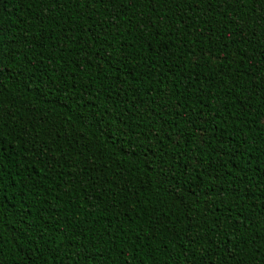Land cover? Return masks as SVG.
Segmentation results:
<instances>
[{"label":"trees","instance_id":"trees-1","mask_svg":"<svg viewBox=\"0 0 264 264\" xmlns=\"http://www.w3.org/2000/svg\"><path fill=\"white\" fill-rule=\"evenodd\" d=\"M29 4L32 5L31 8L28 7ZM42 7L43 5L37 6V0H0V34L6 40L16 37L18 42L24 45L22 53L28 52L29 45L33 46V51L28 53L32 57V64H25L24 71L19 68L4 70L6 78L0 83V87L6 89L5 95L19 108V112H16L15 108L12 109L16 113V121L5 116L8 122L5 131L11 130L14 136L23 124L41 129L39 134L32 133L36 137L35 141L28 145L32 148L41 143V137L51 144L41 125L54 124L67 133V138L63 135L58 137L52 149H58L62 155H67L69 161L65 163L61 156H57L59 163L52 162L51 172L47 168L41 169L39 163L35 168L23 166L18 170L12 167L13 159L23 156L25 145L20 139L13 141L15 147L21 151L13 153L10 150L5 158L9 168L3 169L8 174L4 176L7 184L4 194H0V202L4 204L2 214L11 222L4 223V237H0V245H3L0 247V264H204L203 257L199 256L190 243L191 233H194L195 229L186 227L192 224L189 213L196 204L197 197L189 190L184 199H180L178 195L173 196L171 192L162 189L153 179L150 170L141 163V159L127 149L123 137H113L111 132L105 133L94 121H85L82 116L85 106L89 110H98L105 106V102L111 103L108 99L111 96L116 99L119 113L124 115L125 122L134 124L137 113L131 105L136 101L125 95V88L133 95L135 91L128 85L120 89L112 87V77L105 76L109 70L114 69L110 64L99 61L93 51L79 50L78 47L68 50L62 46L61 26L64 22L59 17L45 20L43 28L36 24L33 18H40ZM144 11H148V7H145ZM164 11L166 9H162L161 14ZM240 15L243 19L252 13L245 9ZM234 27L235 25L228 23L229 29ZM45 31L46 41H36L35 33L44 35ZM29 33L32 35L29 36ZM232 35L229 31L228 36ZM179 36V32L173 34V47ZM213 40L223 48L218 37H213ZM126 42L121 40L120 44ZM203 43L204 38H199L194 40L193 46L199 47ZM158 47L163 50V44ZM244 47L248 48L247 53L239 52L233 56V52ZM262 49L264 44L259 42L255 48L230 43L228 49H223L226 54L224 64L217 67L202 61L200 66H193L191 62L185 61L184 72L178 77H173L172 72L179 73L180 69L173 67L169 70V65L174 62L171 59L166 64L161 63V66L152 70L151 76H148L149 70L140 62L143 53H133L134 59L130 58L120 71L123 79L129 82L136 80L137 84L143 85L140 92L145 101L149 100V93L156 95L159 91H165L167 86L178 90L177 94L169 99L187 101L185 111H207L209 134L212 139L208 144L200 146L202 157L204 153H210L207 159L216 157V152L212 151L209 145L218 142V131L232 144L245 150L246 154L239 162L229 161L227 165L232 169L233 181L241 166H245L246 171L251 169L248 171V176L251 177L249 189L254 193V198L245 199L233 209L239 210L242 224L244 217L251 220L253 210L258 212L264 202V184L261 183V180H264V127L260 126L261 104L258 102L264 100V96H261L259 91L255 95L249 91L250 81L247 78L251 66L260 68V61L264 60ZM215 51L214 47L213 52ZM240 55L247 57L243 65L239 63ZM224 71L229 75L224 76ZM8 73L11 75H7ZM61 73L66 77L64 83H54ZM137 74L139 79H136ZM261 75L264 73L257 71L256 79ZM231 77H237V87L233 90H229L232 88ZM209 79L212 82L210 93L198 91L196 96H192L189 89V95H183L190 80L197 81L194 87L199 89L201 85L207 88ZM99 85L104 87H98ZM249 100L252 101L251 104ZM192 143L199 144V141ZM181 147L188 151L187 146L182 144ZM80 153L83 154L77 159ZM46 159L47 156L42 154L41 160ZM72 161H75V165ZM37 172L41 176L48 173L40 185L35 184L40 178ZM227 179L226 172L224 180L220 182L222 187L226 186ZM149 181L153 183L155 191L147 192V195L141 198L142 202L137 205L132 194L146 191L144 186ZM173 182L188 187V182L180 177ZM49 184H54L55 187H47ZM247 191L248 189L245 190L246 193ZM199 199L202 200V197ZM88 201H95L99 207L89 203L81 212L79 206ZM109 202L116 204L114 209H109L110 213H122L116 216L115 220L118 223L123 222L122 227L128 229L126 235L94 231L100 229L101 223L107 224L109 219H112L111 215L104 219L99 215V212L103 211V205ZM227 203H234V200L230 198ZM221 211H225L223 205ZM201 212L205 213L204 218H201ZM196 217L205 227L215 221L211 213L199 206ZM17 221H21L22 228ZM137 231L140 232L139 236L136 235ZM248 231L249 234L255 232L259 236L260 225L252 221V227ZM196 235L197 243H202L199 234ZM97 237L102 238L98 240ZM230 239V235L225 233L219 237V242L224 245ZM260 243L257 240L256 246ZM95 248H100L101 251L95 252ZM120 249L124 251L121 252ZM182 253L184 256L194 255L197 259L185 260ZM216 255L218 257L219 253ZM254 264H261L259 255Z\"/></svg>","mask_w":264,"mask_h":264},{"label":"snow or ice","instance_id":"snow-or-ice-1","mask_svg":"<svg viewBox=\"0 0 264 264\" xmlns=\"http://www.w3.org/2000/svg\"><path fill=\"white\" fill-rule=\"evenodd\" d=\"M39 5L43 7L40 9V18L38 20L33 18L36 24L43 28L45 20L59 17L64 22L61 26L62 46L68 50L78 47L79 50L93 51L99 57V61L110 64L114 69V71L109 70L105 76V78L109 75L112 77V87L120 89L128 85L135 91L133 95L125 88V95L136 101L131 105L137 113L134 124L125 122L124 115L119 113L116 99L111 96L108 98L111 103L105 102V106L98 110H89L85 106L82 116L85 121H94L105 133L111 132L113 137L117 135L123 137L127 149L132 155L141 159V163L150 170L153 179L162 189L171 192L173 196L178 195L180 199H184L189 190L194 197H197V202L189 213L192 217V224L186 227L195 229V232L191 233L190 243L199 256L203 257L204 264H254L257 255H259L261 264H264V202L258 212L253 210L251 220L244 217L243 224L239 210L233 211L236 204H241L245 199L254 198V193L249 189L251 177L248 176V171L251 169L246 171L245 166H241L235 173L233 181L232 169L227 167L229 161L239 162L246 154L245 150H242L239 145L232 144L218 131V142L209 145L212 151L216 152V157L207 159L210 153H204L202 157L200 146L208 144V141L212 139L209 134L207 111L199 113L195 110L185 111L187 101L169 99L176 95L178 90L167 86H165V91H159L156 95L149 93V100L145 101L140 92L143 85L137 84L136 80L129 82L120 76L121 67L130 58L134 59L133 53H143L140 62L149 70L148 76H151L152 70L158 69L161 63L166 64L171 59L174 62L169 65V70L173 67L180 69L179 73L172 72L173 77H178L184 72L185 61L191 62L193 66H200L202 61L210 65L215 64L217 67L224 64L226 54L223 49H228L230 43L250 45L253 48L256 47L257 42L264 44V0H37V6ZM28 7L31 8L32 5L29 4ZM145 7H148V11H144ZM162 9H166L163 14H161ZM225 9L228 11L226 12ZM245 9L252 15L241 19L240 13ZM225 17H227V22H225ZM228 23L235 27L229 29ZM237 30H239L238 34ZM229 31L233 33L230 37L228 36ZM177 32L180 36L173 47L171 43L173 34ZM124 33L126 35H123ZM46 36V31L44 35L36 32L35 40L46 41ZM213 37H218L223 48L214 42ZM199 38H204L205 43L194 47V40ZM121 40L127 42L121 45ZM161 44H163V50L158 47ZM22 47L24 45L18 42L16 37L6 40L0 34V83L6 78L4 71L6 68H19L24 71L25 64L29 66L32 64V57L28 53L33 51V46L29 45L28 52L23 53ZM214 47L216 48L215 53L213 52ZM247 51V47L238 49L237 52H233V56L235 57L239 52L247 53ZM261 54L264 55V49L261 50ZM246 58L245 55H240L239 63L243 65ZM245 67L249 66L245 65ZM257 71L264 73V60L260 61L259 69L254 66L250 68L247 77L250 81L249 91L253 95L259 91L260 95L264 96V75L256 79ZM228 75V72L224 71V76ZM167 78L166 75L165 79ZM65 79L66 77L61 73L54 83L62 84ZM136 79H139V74ZM231 79L232 88L229 90L237 87V77H231ZM196 83L197 81L190 80L189 86L183 93L185 97L189 95V89H191L192 96H196L198 91L210 93L211 79L208 81L207 88L201 85L197 89L194 87ZM98 87H104V85ZM5 91V88L0 87V194H4L7 184L4 176L8 173L3 169H8L9 165L5 163V158L10 150L13 153L21 151L13 144L14 140L20 139L25 145L23 156L13 159L12 167L18 170L23 166L35 168L39 163L41 169L47 168L51 172L52 162L59 163L57 156H61L65 163L69 161L67 155H62L58 149H52L58 137L63 135L67 138V133L62 132L54 124L41 125L51 144L41 137V143L32 148L28 147L36 138L32 133L39 134L41 129L23 124L14 136L11 130L5 131L8 127L5 116L16 121L17 116L12 109L15 108L16 112H19V108L12 99L5 95ZM16 99L18 100V95ZM258 102L261 104L260 126L264 127V100ZM251 103L252 101L249 100V104ZM33 110L29 109V111ZM109 125H111L110 128ZM192 141H199V144H194ZM182 144L188 147V151L181 147ZM42 154L47 156L46 160H41ZM82 154H78L77 159ZM72 164L75 165V161H72ZM226 172L228 179L225 181L226 186L222 187L220 182L224 180ZM37 176L40 178L35 181V184L40 185L47 178L48 173L41 176L37 172ZM177 177L186 180L188 187L185 188L182 183H174ZM261 183L264 184V180H261ZM47 187L54 188L55 185L49 184ZM144 187L146 191H137L132 194L136 198L137 205L142 202L141 198L146 196L147 192L155 191L151 181ZM246 189H248L247 193ZM199 197H202V200ZM230 198L234 200V203H227ZM89 203L99 207L95 201H88L81 204L79 210L84 211ZM221 205L225 209L223 212ZM198 206L203 207L206 212L215 217V221L207 227L197 220ZM115 207V202L103 205V211L99 212L100 217L104 219L111 215L112 219H109L107 224L101 223L100 229H94V231L127 234L128 229L122 227L123 222L118 223L115 220V217L122 213L109 212V209ZM3 210L4 204L0 202V237H4V223L11 222L2 214ZM141 211H143L142 208ZM200 216L204 218L205 213L201 212ZM125 219L128 218L125 217ZM21 221L17 223L22 228ZM252 221L260 225L261 234L259 236L255 232L249 234L248 229L252 227ZM196 233L199 234V240L202 243H197ZM225 233H228L231 239L227 244L221 245L219 237ZM136 235L139 236L140 232L137 231ZM61 237L63 238V234ZM101 238L97 237L98 240ZM257 240L261 242L258 246H256ZM56 247L58 248L59 245ZM185 247L188 246L185 245ZM94 251L99 252L101 249L95 248ZM120 251L123 252L124 249ZM217 253H219L218 257ZM181 255L188 261L197 259L194 255L184 256L183 253Z\"/></svg>","mask_w":264,"mask_h":264}]
</instances>
